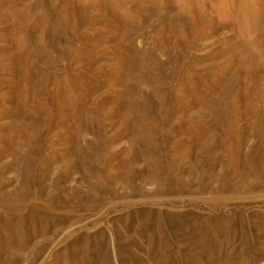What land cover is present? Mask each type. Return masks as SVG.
<instances>
[{"label": "rangeland", "instance_id": "1", "mask_svg": "<svg viewBox=\"0 0 264 264\" xmlns=\"http://www.w3.org/2000/svg\"><path fill=\"white\" fill-rule=\"evenodd\" d=\"M0 264H264V0H0Z\"/></svg>", "mask_w": 264, "mask_h": 264}]
</instances>
